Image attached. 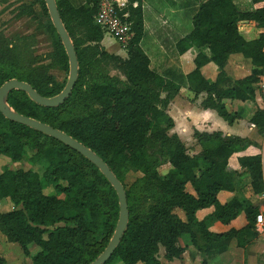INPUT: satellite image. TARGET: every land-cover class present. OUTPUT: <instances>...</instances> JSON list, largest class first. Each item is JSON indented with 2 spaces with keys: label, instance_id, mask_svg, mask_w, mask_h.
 I'll list each match as a JSON object with an SVG mask.
<instances>
[{
  "label": "trees",
  "instance_id": "1",
  "mask_svg": "<svg viewBox=\"0 0 264 264\" xmlns=\"http://www.w3.org/2000/svg\"><path fill=\"white\" fill-rule=\"evenodd\" d=\"M129 5L132 37L124 47L126 56L108 52L101 44L105 31L94 22L93 0H56L59 14L73 42L78 77L67 99L58 106H43L22 90H11L7 101L17 112L58 128L97 153L123 183L129 211L128 226L105 264H162L179 258L191 246L208 258L226 251L234 240L245 249L257 238L259 206L233 195L222 203L220 191L234 192L243 174L254 195L264 194V146L221 131L193 130L200 146L190 154L175 132L167 112L180 84L151 68L140 46L144 35L141 0ZM201 0L192 16L191 29L175 42L183 54L194 49L193 69L184 76L187 88L200 105L213 109L228 123L237 119L225 100L255 102L256 83L264 72V0ZM46 12L44 0H37ZM31 13V5L21 8ZM254 21L263 29L246 36L239 23ZM53 49L46 57L35 53L34 34L7 37L0 28V85L16 78L28 82L43 96L59 93L50 69L68 70V57L52 24ZM250 60L249 74L233 78L226 72L231 54ZM47 60V61H46ZM45 61V62H44ZM216 68L214 80L202 67ZM116 70L118 74H112ZM264 138V110L256 107L249 118ZM264 144V143H263ZM249 146L256 151L247 153ZM31 149L27 167L0 172V198L12 209L0 211V231L18 244L32 264H89L107 245L119 212L118 197L98 168L61 141L27 125L9 120L0 112V157L22 160ZM168 162L161 174L158 167ZM42 165L40 174L34 166ZM241 169V170H238ZM130 169L141 172L128 186ZM47 187L51 192H45ZM244 189V187H243ZM181 208L185 220L174 211ZM211 211L199 218L197 212ZM244 212L245 224L213 231L214 221L229 225ZM186 235V241L180 239ZM39 249L30 254L29 244ZM0 264L5 260L0 256Z\"/></svg>",
  "mask_w": 264,
  "mask_h": 264
},
{
  "label": "crops",
  "instance_id": "2",
  "mask_svg": "<svg viewBox=\"0 0 264 264\" xmlns=\"http://www.w3.org/2000/svg\"><path fill=\"white\" fill-rule=\"evenodd\" d=\"M72 1L75 4L82 2V0ZM200 1L201 0H172L173 3L169 1L168 4H162L156 0H141L144 35L141 39L140 46L148 55L150 66L153 63L156 64V71L158 73L167 75L170 79L180 84L179 93L171 100L167 107L168 114L174 120V127L171 129V132L177 133L187 147L191 146L188 149L190 154L197 153L200 150V146L196 143L192 135L194 129L207 132L221 131L223 134L227 135H238L264 146L263 136L259 134L256 126L249 121L255 108L260 106V100L257 94L254 103L226 99L225 105L227 110L236 111L240 116L232 123H228L217 115L213 109H204L201 107L200 102L205 95L204 93L195 97L187 88L184 76L194 67L192 59L195 51L194 49H190L183 54H179L175 49V42L191 29L192 16L197 10ZM248 3L249 2L245 0L240 5L248 6L250 5ZM239 25L241 27L243 26V33L248 37L257 35L263 30L261 28H256L254 21H241ZM253 27L257 29L254 35L251 34L254 30ZM114 49H116V47ZM123 50L125 51L124 48ZM107 51L111 52V50ZM114 53L122 57L126 56V52L121 53L115 51ZM235 55L242 56L238 53L231 54L228 62ZM226 72L233 78L240 77L239 75L234 76L233 72L228 70H226ZM202 73L206 78L214 80L216 77V68L211 64L205 65L202 67ZM184 84L186 86H183ZM254 151H256V149L253 146H249L246 150L247 153H252ZM238 170L241 169L238 168ZM247 182L248 177L246 174H243L242 182L238 183L239 185L236 191H220L218 193L220 202L224 203L228 201L233 195H236L239 199L245 198V196L242 195V189L246 186ZM262 198L264 199V194L258 197L253 196L251 201L254 205H258L259 200ZM174 211L181 219L185 220V213L183 210L176 207ZM210 211V208L202 209L197 212V215L201 218ZM241 215L242 213L233 219L229 225L214 221L210 229L220 232L231 226L238 228L246 222L245 220L244 224L240 226L235 225V222ZM248 251L249 253H247L246 256H243L242 253L241 263L243 262V264H253L254 255L251 249ZM202 259L203 256L196 252L193 247L189 246L179 258H174L173 260L164 259V261L166 264H202ZM207 263L209 264L208 261Z\"/></svg>",
  "mask_w": 264,
  "mask_h": 264
},
{
  "label": "rangeland",
  "instance_id": "3",
  "mask_svg": "<svg viewBox=\"0 0 264 264\" xmlns=\"http://www.w3.org/2000/svg\"><path fill=\"white\" fill-rule=\"evenodd\" d=\"M77 1V0H76ZM160 3L168 4L169 1L172 0H156ZM31 5V13L29 14H19V10L21 8H28ZM173 5V4H170ZM51 23L50 16L46 9L44 12L37 2V0H0V28L3 30L4 34L7 37H13L18 34H28L32 33L35 37V53H37L41 57H46V55L52 51L53 49V40L54 37L49 30V25ZM254 30L251 33L254 35L257 30L253 27ZM254 37V36H252ZM101 44L107 49L111 50L112 53L115 51L125 53L122 46H120L117 41L110 36L107 32L104 33V37L101 41ZM116 47V49H114ZM110 52V51H108ZM47 61V60H46ZM45 62V61H44ZM168 65V63H167ZM156 64H151V68L156 70ZM162 67V66H161ZM253 66L247 58H244L240 55L233 56L225 69L233 72V75H239L240 77L245 76L250 73ZM50 73L54 77V79L58 83L66 82L68 77V70L65 71L57 66L50 69ZM112 74L120 75V72L113 70ZM183 86H186L185 84ZM257 89V85H256ZM257 94V93H256ZM184 138V136H183ZM191 147V146H190ZM189 146L187 149L190 148ZM190 153V151L188 150ZM32 153L31 149L27 148L25 155L22 160L19 161H11L8 157L3 156L0 157V172L4 168H19V167H27L31 165L27 162L29 155ZM170 164L168 162L162 164L158 167V171L161 174L166 173L170 169ZM40 174L42 173L43 166L37 165L34 166ZM141 176V172L130 169L126 175L125 183L128 186L132 183L137 177ZM242 182V181H241ZM52 188L47 187L45 192H51ZM242 195L245 196V199L250 202L254 195L251 193L250 188L244 186V190L242 189ZM259 210H264V199H260L258 202ZM12 203L7 199L0 198V211H7L12 209ZM180 210H182L180 208ZM245 222V214L242 212L240 218L235 222L236 226H240ZM258 235L254 241L248 245L245 249L236 246V242L233 240L230 243L229 249L224 251V253L216 254L215 256L208 258L209 264H243L241 263L242 253L243 256H246L249 253V249L252 250V254L254 255L253 264H264V226L257 230ZM186 241V235L182 236L180 239L181 244H184ZM30 254L33 255L39 249L36 244H29ZM160 256L162 260V264H166L164 258L162 257V248L160 249ZM232 254V255H230ZM0 256L4 258L5 264H32L30 256H25L18 244L10 242L6 236L0 231ZM224 258V259H222ZM245 263V262H244ZM116 264H123V262H118Z\"/></svg>",
  "mask_w": 264,
  "mask_h": 264
},
{
  "label": "water",
  "instance_id": "4",
  "mask_svg": "<svg viewBox=\"0 0 264 264\" xmlns=\"http://www.w3.org/2000/svg\"><path fill=\"white\" fill-rule=\"evenodd\" d=\"M44 3L50 16L51 23L57 35L59 36L68 57V77L65 85L59 93L52 96H43L38 93L28 82L11 78L0 85V112L9 120L27 125L39 132H42L43 134L61 141L70 148L74 149L87 158L90 162H92L114 188L118 197L119 212L113 234L104 249L94 260L89 262V264H105L113 254L115 248L118 246L122 235L128 226L129 211L126 201V190L123 183L115 176L107 163L103 161V159L92 149L58 128L17 112L12 106L9 105L7 101L9 92L16 89L24 91L27 96L37 104L50 107L58 106L69 97L77 80L78 61L75 48L59 14L56 0H44Z\"/></svg>",
  "mask_w": 264,
  "mask_h": 264
},
{
  "label": "built area",
  "instance_id": "5",
  "mask_svg": "<svg viewBox=\"0 0 264 264\" xmlns=\"http://www.w3.org/2000/svg\"><path fill=\"white\" fill-rule=\"evenodd\" d=\"M97 5L94 22L112 36L124 48L132 37V21L130 20L129 5L136 7L137 1L130 0H93ZM256 93L260 100L259 108L264 110V72L256 83ZM256 230L264 226V210L255 218Z\"/></svg>",
  "mask_w": 264,
  "mask_h": 264
}]
</instances>
